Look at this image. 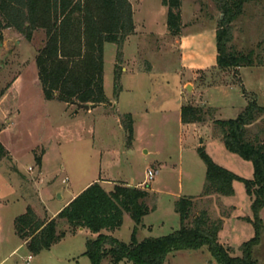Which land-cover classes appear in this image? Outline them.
I'll use <instances>...</instances> for the list:
<instances>
[{"label": "rangeland", "instance_id": "1", "mask_svg": "<svg viewBox=\"0 0 264 264\" xmlns=\"http://www.w3.org/2000/svg\"><path fill=\"white\" fill-rule=\"evenodd\" d=\"M128 1L134 31L122 46V91L114 98L116 45L105 43L103 89L108 101L102 107L90 106L93 109L89 111H76V105L44 98L35 65L37 51L45 41L42 30L34 31L30 40L11 28L3 31L0 142L7 155L0 160V264H90L83 255L85 242L90 238L85 233L78 229L69 231L70 234L50 250L32 255L16 235L14 219L23 214L26 207H31L38 218L47 220L70 196L68 191H76L98 177L131 187L141 183V189H152L145 203L154 210L144 216V229L139 227L136 233L137 240H142L176 230L179 219L174 212V202L179 197L202 191L205 165L197 153L199 146L204 149L207 146L205 151L216 164L222 162L243 177L248 175L241 162L251 166L250 163L238 156L235 157L238 162L226 157L225 154L231 153L216 137L212 121L193 125L180 123L177 101L182 96L186 99L182 105L197 101L196 105L207 107L211 103H223L215 96L219 90L226 91L235 110L213 107V119L235 117L243 108L240 98L245 104L253 97L264 104V0H247L242 13L231 24L232 48L241 53L253 51L254 64L226 71L210 65V48L220 16L214 2L181 0V32L173 36L167 31L166 7L161 0ZM190 36H194L192 39L205 36L203 51L185 45L183 53L181 38L188 40ZM184 66H191L193 71L187 73ZM123 114H130L133 119L130 144L121 124ZM256 124L264 130V116ZM134 128L136 142L131 147ZM147 169L154 173L150 181L145 179ZM60 190L62 199L56 195ZM232 203L236 206L235 212L232 207H223L215 201L207 209L212 219H231L221 237L233 236L236 245L247 241L254 233L251 224L236 221H243L244 217L231 216L232 212L251 216L244 185L239 181L235 184ZM203 206L199 204L198 208ZM260 218L263 222L261 241L254 248L253 256L264 264V208ZM62 228L67 229V226ZM132 228L133 221L125 213L120 228L105 232L128 243ZM206 256H210L207 250L204 254L181 251L168 264H206ZM101 264L110 263L105 259Z\"/></svg>", "mask_w": 264, "mask_h": 264}, {"label": "trees", "instance_id": "2", "mask_svg": "<svg viewBox=\"0 0 264 264\" xmlns=\"http://www.w3.org/2000/svg\"><path fill=\"white\" fill-rule=\"evenodd\" d=\"M220 12L214 34L216 48L215 66L219 71L254 64L253 51L241 53L234 50L232 22L242 13L247 0H211ZM166 7V28L170 35L181 32V0H161ZM14 29L27 40L32 33L42 30L43 46L37 51L35 65L38 85L46 100L66 104H89L91 107L107 103L103 89V46L116 45L113 67V96L122 91V46L134 31L132 9L128 0H0V41L3 31ZM244 93V92H243ZM214 108L203 105L183 104L180 107L182 124H203L212 121L216 137L224 148L244 161L250 162L251 179L237 176L219 166L206 153L203 146L197 153L205 165V181L200 197L232 196L233 181L243 183L250 198L251 218H242L253 227V236L242 242L234 256L231 247L218 241L222 219H212L207 206L211 200L199 201L190 196L179 197L174 202L179 227L160 237L137 240L142 219L154 208H149L145 199L148 192L125 184H115L105 191L98 182H93L75 196L51 219L38 218L31 207L14 219L16 235L23 241L27 251L38 255L48 251L65 235L79 228L96 234L87 238L83 255L90 264H101L108 259L110 264H164L167 255L180 250L206 248L217 264H260L253 256L254 248L261 241L263 222L260 212L264 208V130L257 127V120L264 116V104L253 97L235 117L213 119ZM121 124L128 144L133 139V119L123 114ZM256 128V130H254ZM263 135V138H262ZM7 153L0 142V160ZM40 164V160H38ZM129 215L133 228L128 243L103 234L122 225L123 214ZM67 226V229L62 228Z\"/></svg>", "mask_w": 264, "mask_h": 264}, {"label": "crops", "instance_id": "3", "mask_svg": "<svg viewBox=\"0 0 264 264\" xmlns=\"http://www.w3.org/2000/svg\"><path fill=\"white\" fill-rule=\"evenodd\" d=\"M192 37H194V36H190V37H188L187 39L188 40H185L186 38L185 37H182L181 38V45H180V48L183 50V53H184V49H186V48H184L185 47V45H187L188 47H189V45H193L194 47H195V50L197 51H203V47H204V38H205V36H204V38H202V36L199 38L198 36H196L194 39H192ZM213 39H214V34H213ZM210 52H211V54L210 55H212V57L210 58V65L211 66H215V56H216V48H215V43L213 42V44H212V48H210ZM213 53V54H212ZM196 65H197V63H196ZM191 66H184V68L183 69H185V71L187 72V73H191L192 71H193V68H190ZM200 69V68H199ZM187 84H185V86H186ZM222 91V90H221ZM226 92V91H225ZM225 92L223 91V92H220V90H219V94H218V96L216 95L215 96V98H219L220 100H222L223 101V103L222 102H219L218 104H213V103H211L209 106L210 107H214V108H218V109H220V110H224V109H227V108H230L231 110H235V105H233L232 104V98H230V96L228 95V96H226L227 94H225ZM222 93H224V94H222ZM227 93V92H226ZM179 96H181L180 95V91H179ZM107 98V97H106ZM179 99L180 100H178L177 101V103H179L178 104V110L177 111H179V119H180V107H181V105H182V103L186 100H184V99H182V96L181 97H179ZM237 99H238V97H237ZM239 101H240V107L242 108V107H244L245 106V101L244 100H242V98H240L239 99ZM196 103L195 104H193V105H196L198 102L197 101H195ZM227 102V104L225 105V103ZM102 105L103 104H99V105H96V106H93V108H95V107H99V106H101L102 107ZM239 105V104H238ZM91 106V105H90ZM90 106H89V110H91V109H93V108H90ZM88 110V111H89ZM78 111V110H77ZM237 114V113H236ZM181 123V122H180ZM182 124V123H181ZM185 125H191V124H185ZM193 125V124H192ZM118 127L120 128V125L118 124ZM133 127H134V125H133ZM134 132H135V137H134V141L132 142V146L131 147H134V144H135V142H136V131H135V128H134ZM94 133V132H93ZM93 135L94 134H92V138H93ZM206 145H205V150H206ZM224 147V146H223ZM145 151V150H144ZM229 153V152H228ZM226 155V157L227 158H232V161L234 160V159H236L235 161H240V160H238V158H235V157H237V155H235V154H225ZM214 160V159H213ZM245 162H247L248 163V161H245ZM218 163V165L219 166H221V167H223V168H225V169H227V170H229V171H231L232 173H234V174H236L237 176H239V177H242V178H245V179H251L252 178V173H253V169H252V165L251 166H249L248 164H244L243 162H241L242 163V165L243 166H246V172H247V177H243L242 175H240V173H238V171H236V170H234L232 167H228L226 164H222V162H217ZM250 163V162H249ZM248 165V166H247ZM63 182V181H62ZM93 182H98L99 183V185L105 190V191H111L112 189H113V186L115 185V184H118V183H116V182H118V181H111V180H107V179H105V178H103V177H98L97 179H93L92 181H90V182H88L87 184H85L84 186H82L80 189H78V190H76V191H72L71 190V192L70 191H68V193L70 194V196L66 199V201H64L63 202V204L61 205V206H59L57 209H55L49 216H48V219H51V218H53V217H55V215L64 207V206H66L75 196H77L83 189H85L88 185H90L91 183H93ZM123 183H126V182H123ZM235 184H236V181H233L232 182V187H233V190H234V194L232 195V196H217V195H211V196H208V197H200V195H201V192L200 193H197V194H194V195H188V196H190L191 198H192V200L195 202V201H199L198 203L199 204H202L203 203V200H208V199H212L211 200V203H210V206H211V204H212V201H215V202H217V203H219L221 206H223V207H232L233 208V210H234V212L236 211V206L232 203V200H233V198L235 197ZM126 185V184H125ZM133 186H135V187H137V188H140V187H142V184L140 183V184H137V185H133ZM141 189V188H140ZM143 189V188H142ZM144 190H146L147 192H150V193H153V191H152V189H144ZM56 195H60V197H58V199H62L63 197V191H59V192H57V194ZM48 198V197H47ZM247 198H248V201H249V203H250V198L247 196ZM198 204V205H199ZM218 204V205H219ZM215 206V205H214ZM214 208H216V207H214ZM214 208H211L212 209V211L214 210ZM197 209H200V208H197ZM216 210H218L217 208H216ZM234 212H232V214L233 215H231L232 217L234 216V217H249V218H251V216H248V215H246V216H240V215H235V213ZM217 213V215H218V217H219V214H218V212H216ZM125 214V213H124ZM124 214H123V218H124ZM144 218V217H143ZM222 220H223V222H222V228H221V230L218 232V241H219V243L220 244H222L224 247H231V248H233L234 249V251H233V255L234 256H240V252L237 250V248H238V246L241 244V241H240V243L238 242V243H236V245L234 244V242H235V240H234V237L233 236H222L221 237V233L224 231V229H225V227H226V225H227V222L229 223V220H231V219H229V218H226V219H223L222 218ZM237 222H239V223H241V224H246V225H249V223H246V222H244V220L243 221H241V220H236ZM143 224V223H142ZM144 225V224H143ZM139 228V227H138ZM141 229H144L143 227H140ZM78 232H83V233H85V235H87L88 237H90V238H94V237H96V234H92V233H90L87 229H78L77 230ZM151 232V231H150ZM102 233L103 234H108V233H106L105 232V230H102ZM68 234H70V233H67L66 235H65V237L68 235ZM108 235H111V236H113V234H111V233H109ZM64 237V238H65ZM61 240H63V238L61 239ZM60 240V241H61ZM59 241V242H60ZM57 244V243H56ZM181 251H188V250H180V251H176V252H174V253H171V254H169V255H167L166 256V258H165V261H164V264H168L171 260H173V259H175L178 255H179V253L181 252ZM192 252H200V253H202V254H204V251H206V250H204L203 248L202 249H199V250H191ZM128 264L127 262H120L119 264ZM204 263H206V264H217L212 258H211V256H206L205 258H204Z\"/></svg>", "mask_w": 264, "mask_h": 264}, {"label": "built area", "instance_id": "4", "mask_svg": "<svg viewBox=\"0 0 264 264\" xmlns=\"http://www.w3.org/2000/svg\"><path fill=\"white\" fill-rule=\"evenodd\" d=\"M153 176H154L153 171H152L151 169H147V171H146V175H145V179H146L147 181H150V180L153 179ZM63 182H64V180H63ZM29 259H30V256L27 257V260H26V261L28 262Z\"/></svg>", "mask_w": 264, "mask_h": 264}, {"label": "water", "instance_id": "5", "mask_svg": "<svg viewBox=\"0 0 264 264\" xmlns=\"http://www.w3.org/2000/svg\"><path fill=\"white\" fill-rule=\"evenodd\" d=\"M109 104H110V102H109ZM89 106H90L89 104H77L76 109L77 110L83 109V110L87 111V110H89ZM57 196L60 197V195H57Z\"/></svg>", "mask_w": 264, "mask_h": 264}]
</instances>
